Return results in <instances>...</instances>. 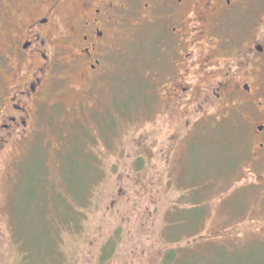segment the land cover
Wrapping results in <instances>:
<instances>
[{
  "label": "rangeland",
  "instance_id": "rangeland-1",
  "mask_svg": "<svg viewBox=\"0 0 264 264\" xmlns=\"http://www.w3.org/2000/svg\"><path fill=\"white\" fill-rule=\"evenodd\" d=\"M156 44L151 25L128 23L105 83L87 94L61 69L32 131L0 148V264H264L249 118L230 107L167 154Z\"/></svg>",
  "mask_w": 264,
  "mask_h": 264
},
{
  "label": "flooded vegetation",
  "instance_id": "flooded-vegetation-1",
  "mask_svg": "<svg viewBox=\"0 0 264 264\" xmlns=\"http://www.w3.org/2000/svg\"><path fill=\"white\" fill-rule=\"evenodd\" d=\"M8 9L0 148L32 131L61 69L94 92L112 72L120 30L147 24L157 42L153 84L168 90L175 125L167 154L202 120L239 106L256 143L249 175L264 188V0H8ZM241 181L236 191L254 184Z\"/></svg>",
  "mask_w": 264,
  "mask_h": 264
},
{
  "label": "trees",
  "instance_id": "trees-1",
  "mask_svg": "<svg viewBox=\"0 0 264 264\" xmlns=\"http://www.w3.org/2000/svg\"><path fill=\"white\" fill-rule=\"evenodd\" d=\"M172 252V251H171ZM50 254V253H49ZM52 255H53V251H52ZM54 256V255H53ZM52 257V256H51ZM54 258H55V256H54ZM172 259V254L171 253H169V254H166V256H165V260H171ZM49 261L50 262H52L51 260H50V258H49ZM54 261V260H53ZM50 262H48V263H50Z\"/></svg>",
  "mask_w": 264,
  "mask_h": 264
}]
</instances>
